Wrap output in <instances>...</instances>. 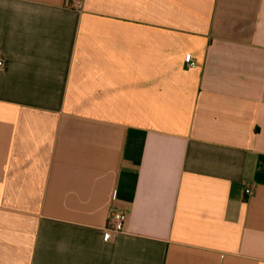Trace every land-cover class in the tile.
<instances>
[{
  "label": "crops",
  "instance_id": "obj_1",
  "mask_svg": "<svg viewBox=\"0 0 264 264\" xmlns=\"http://www.w3.org/2000/svg\"><path fill=\"white\" fill-rule=\"evenodd\" d=\"M0 61V264H264V0H0Z\"/></svg>",
  "mask_w": 264,
  "mask_h": 264
},
{
  "label": "built area",
  "instance_id": "obj_2",
  "mask_svg": "<svg viewBox=\"0 0 264 264\" xmlns=\"http://www.w3.org/2000/svg\"><path fill=\"white\" fill-rule=\"evenodd\" d=\"M186 61L187 62L190 61L189 56L186 57ZM1 66H2V61H0V67ZM244 194L247 196L250 195L251 194L250 188L244 189ZM125 219H126V214L121 210L110 212L107 218L106 226L103 231V235H102L103 239L109 241L114 237L115 234L121 232L123 229Z\"/></svg>",
  "mask_w": 264,
  "mask_h": 264
}]
</instances>
